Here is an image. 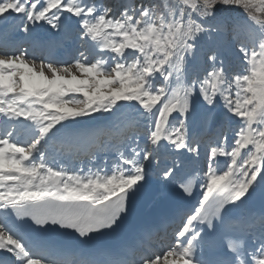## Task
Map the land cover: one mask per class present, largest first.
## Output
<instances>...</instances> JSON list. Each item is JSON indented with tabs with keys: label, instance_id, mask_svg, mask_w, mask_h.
<instances>
[{
	"label": "snow or ice",
	"instance_id": "1",
	"mask_svg": "<svg viewBox=\"0 0 264 264\" xmlns=\"http://www.w3.org/2000/svg\"><path fill=\"white\" fill-rule=\"evenodd\" d=\"M45 26L76 40L71 61L36 55ZM202 154L171 238L66 258L55 237L115 232L153 174L174 182ZM257 194L264 0H0V264H264Z\"/></svg>",
	"mask_w": 264,
	"mask_h": 264
},
{
	"label": "bare ground",
	"instance_id": "2",
	"mask_svg": "<svg viewBox=\"0 0 264 264\" xmlns=\"http://www.w3.org/2000/svg\"><path fill=\"white\" fill-rule=\"evenodd\" d=\"M16 26H13L10 28V32H12L13 37L16 38V32L15 30ZM37 36L40 39V44L36 45L35 48L44 52H47V56L51 57V58H55V57H65V59L67 61H71V56L73 57L75 55V51L73 48L72 43L70 44H64V46L61 44V37H58L59 34L54 32V31H50L47 29V27L45 26L44 28H41L40 30H38L36 32ZM30 45H32V47H34V45L29 42ZM62 46V47H61ZM203 157V154L201 156V158ZM86 158V157H84ZM105 159V154L104 153H99L98 154V162H102ZM201 161V160H200ZM85 163H87V160L85 159ZM200 162L197 163V166H199ZM77 166H81L79 165V162L77 163ZM196 171V169H195ZM182 174L185 175H192L194 177V179L198 180V175L199 173H195L194 170L192 171V169L190 168V166H188L184 172L180 173L179 175H177L175 177V179L179 178ZM148 182H155V183H162L164 181H162V179L160 178V176L158 174H153L151 176V178L149 179ZM201 190V189H200ZM199 188L198 185L196 186L195 190H194V194L191 197H188L186 199V201L179 207V210L176 212V221L180 219V217L183 216V214H185L186 212L193 210V208L195 206H198L197 204V196L199 193ZM19 223V222H17ZM55 239L57 240V242L59 241L58 237H55ZM75 259V258H72Z\"/></svg>",
	"mask_w": 264,
	"mask_h": 264
},
{
	"label": "rangeland",
	"instance_id": "3",
	"mask_svg": "<svg viewBox=\"0 0 264 264\" xmlns=\"http://www.w3.org/2000/svg\"><path fill=\"white\" fill-rule=\"evenodd\" d=\"M108 2H110V3H112L113 5H119V3H120V0H108ZM237 15V13H232V16H236ZM21 23V20H20V18H15L14 20H12V21H10V24H11V26L13 27V26H17V25H19ZM41 28H38L37 29V31L38 30H40ZM59 34V36L58 37H61V44L64 46V44H70V43H72V45H73V48L72 49H74V51H75V55H76V48H77V42H76V40L74 39V38H67V37H65L64 35H63V33H58ZM19 34L18 33H16V37L18 36ZM24 47H26L27 49H28V51L31 53L32 51H33V47H32V45H30L29 44V42H25L24 43V45H23ZM62 47V46H61ZM35 51H36V55L38 56V57H43V58H45V59H47V58H49V56H47V52H44V51H41V50H38V49H36L35 48ZM74 55V56H75ZM73 56V57H74ZM73 57L71 56V59L70 60H72L73 59ZM54 59H56V60H60V61H67L66 59H65V57H63V56H61V57H55ZM229 135H231V133H229ZM87 160V157L86 158H84V160ZM221 160H223V158H221ZM223 166V165H222ZM190 168L192 169V171L194 170V172L195 173H200L201 172V170L202 169H205V166H204V163H203V157L201 158V161H200V164H199V166H197V163H193V164H191L190 165ZM195 169H196V171H195ZM198 180H199V175H198ZM198 188H199V193H198V196H197V201H198V198L200 197V195L202 194V188L199 186V184H198ZM190 213V211H188V212H186L185 214H183V216H182V218L177 222V224L174 226V228H173V231L172 232H174L179 226H180V224H181V221H182V219L186 216V214H189ZM172 234V233H171ZM171 238V237H170ZM68 259H71V258H68Z\"/></svg>",
	"mask_w": 264,
	"mask_h": 264
}]
</instances>
